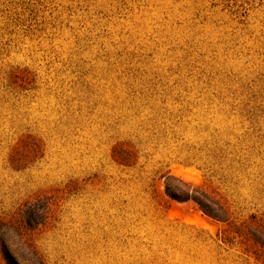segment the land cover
I'll use <instances>...</instances> for the list:
<instances>
[{
    "label": "rangeland",
    "instance_id": "374dc122",
    "mask_svg": "<svg viewBox=\"0 0 264 264\" xmlns=\"http://www.w3.org/2000/svg\"><path fill=\"white\" fill-rule=\"evenodd\" d=\"M166 174L264 250V0H0V219L49 197L45 264H264Z\"/></svg>",
    "mask_w": 264,
    "mask_h": 264
},
{
    "label": "trees",
    "instance_id": "16d2710c",
    "mask_svg": "<svg viewBox=\"0 0 264 264\" xmlns=\"http://www.w3.org/2000/svg\"><path fill=\"white\" fill-rule=\"evenodd\" d=\"M132 151L121 147L112 149V159L119 165H128ZM165 195L176 201H193L208 217L227 223L218 239L224 243L239 242L246 253H252L264 259V250L250 242L248 223L232 217L229 204L214 190L203 185L194 184L173 174L163 176ZM50 198L38 197L25 201L15 212L11 221L0 219V248L7 264H45L37 253L27 232L46 223L48 218ZM259 247V248H258ZM18 251V260L13 252Z\"/></svg>",
    "mask_w": 264,
    "mask_h": 264
}]
</instances>
